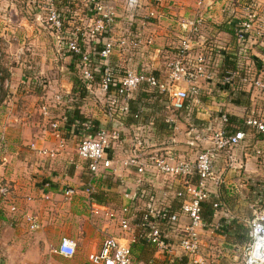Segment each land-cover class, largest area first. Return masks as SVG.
<instances>
[{"label": "crops", "instance_id": "obj_1", "mask_svg": "<svg viewBox=\"0 0 264 264\" xmlns=\"http://www.w3.org/2000/svg\"><path fill=\"white\" fill-rule=\"evenodd\" d=\"M175 1H180L181 4H174V0H162L157 6L149 4L148 0L121 1L122 7L126 8L146 7L138 11L139 17L131 24H127L126 18L121 17L117 10L115 28L121 25L120 28L125 29L118 34L127 30L139 31L145 37H151L152 44L133 53H114L109 60L112 67H131L136 71L150 70L157 77L166 80L167 64L177 56L180 40L186 38L195 46L192 54L203 51L209 57V70L213 67L219 69L226 57H234L238 61L235 58L236 53L228 51L232 41L228 42L229 34L225 24L211 19L205 27L209 31L208 35L203 34L201 40L191 37L187 31L181 29L180 21L173 20L169 15L175 12L178 17L185 15L188 18L193 14L190 9L193 5L185 0ZM149 10H154L156 19L146 20L145 25H142L143 15L145 17ZM19 26L21 29L12 31V41L28 42L34 46L32 52L37 60L38 54L44 51V39L39 29L35 27L34 31L26 21L21 22ZM223 45L225 47H221ZM224 50L227 51L223 52ZM13 55L11 54V57ZM6 70L8 71V67ZM59 71L62 72L63 69L54 71V81L50 79L47 84L38 85L36 83L39 81L34 82V75H29L32 73L22 70L17 74V71L10 69L9 80L0 86V182L9 187V202L16 206L18 213L16 216L10 215L9 202L0 199V250L2 246L6 247L5 251L18 249L10 264H91L88 257L100 249L106 236L116 238L121 244H129L127 240L131 235L122 232L117 219H109L105 211H112L115 216L120 217L121 207L129 205L137 191L135 176L131 170L119 166L117 172L107 171L101 175L95 181L91 194L85 192V187L92 180L86 162L77 157V138L72 126L66 128V113L75 109L86 119L97 123L98 127L108 126V123L103 107L96 106L97 101H94L96 95L100 100L96 84L93 83L86 90L84 97L79 99L73 95L71 78H67L65 85L62 84L64 81L58 80V77H61ZM27 74L29 78L26 77ZM207 86L202 84L201 89ZM224 91L226 94H220L217 102L209 103L206 99L188 102L179 113V116L182 115V122L188 121L189 124L197 125V131L202 133L213 129V124L218 123L222 111H230L232 115L229 116L240 121L246 105L236 104L241 98H237L239 95L232 93V89L222 90L223 93ZM244 92L248 94V91ZM57 96L62 97L60 102L56 101ZM87 105L92 107V110L85 109ZM130 105L140 113V121L127 117L121 123L123 130L120 139H130L134 128L153 120L155 127L146 129L147 142L159 146L158 149H162L159 145L163 144L162 141L166 140L169 145L171 134L163 122L165 107H161L157 101H138ZM43 106L46 107V115L42 114ZM53 123L58 126V138L51 129ZM184 139L185 137L182 150L189 154L191 150L185 145ZM240 145L242 148L216 154L214 166L221 177V184L212 188L210 199L218 205L217 209L213 210L212 222L219 221L229 228L228 237L218 235L219 238H226L224 244L231 248L242 247L244 250L246 244L240 243L243 239L242 230H247L248 237L246 227L253 212L264 210V160L254 155L255 150L264 148V139L257 133L248 132ZM244 147L250 148V151ZM123 148L128 147L123 145ZM39 150L55 151L56 155L50 159L38 155ZM188 154H183L182 151L179 153L187 159H192L193 156ZM66 189L74 191L69 200H65L63 196ZM160 189L155 188L159 201L173 206L172 195L165 194ZM92 194H98L103 204L91 201ZM95 205L102 209L92 215V207ZM23 212L34 214L39 219V231L31 233L26 229L19 217ZM62 238H68L76 245L75 255L71 259H64L54 252ZM129 248L133 264H166L169 259L179 257L175 253L156 251L145 243L129 244ZM20 251L26 254L22 255Z\"/></svg>", "mask_w": 264, "mask_h": 264}, {"label": "built area", "instance_id": "obj_2", "mask_svg": "<svg viewBox=\"0 0 264 264\" xmlns=\"http://www.w3.org/2000/svg\"><path fill=\"white\" fill-rule=\"evenodd\" d=\"M64 1L75 11L80 8L88 22L72 26L71 30L67 29L54 7L55 0H48L47 5L43 6L48 14L47 23L54 33L56 44L65 45V52L71 59L78 58L76 68L86 89L93 85L94 74L99 75L96 89L108 123V126L99 127L93 133V127L87 121L72 126L77 138V157L86 162L92 180L85 187V192L91 194L95 181L107 171L117 172L119 166L131 170L135 176L137 191L131 203L121 207L120 217L115 216L112 211H105L108 218L117 219L121 231L131 235L127 240L129 244L145 243L156 251L185 257L188 264H205L200 253V233L206 229L201 216V204L209 200L211 189L221 184V177L214 166L216 154L238 148L246 135L242 128L247 133H263L264 116L249 117L241 122L242 128L233 126L236 129L230 131L222 127L199 133L191 126V134L187 133L185 144L189 148L204 149L194 159L177 155L172 150L155 149V146L150 145L146 129L153 127L152 120L134 128L130 139L121 140V121L129 112V103L138 92L159 94L166 98L165 109L171 116L165 117L163 122L170 132L176 131L172 114L182 111L189 97H198L201 82L211 84L214 73L208 69L209 57L203 51L192 54L195 46L186 38L180 41L177 56L167 64L166 80L157 77L150 70L112 67L109 60L114 53H133L151 45L152 38L145 37L143 33L134 34L130 30L114 37L115 7L122 0ZM148 3L160 5L162 0H148ZM154 16V10H149L144 18L150 20ZM203 24V14L197 8L192 19L181 23V29L201 40ZM248 28V25H239V30L236 31L237 42L246 41ZM262 70L261 66L259 74L255 75V71L246 69L243 76L239 75V71H227L219 80L220 88L233 90L238 83L239 86L247 85L249 90L264 91V77L260 75ZM61 100L62 97H56L57 102ZM41 111L46 115L45 106L41 107ZM219 119V123H228L224 115ZM51 129L58 138L57 124H51ZM123 145L128 148L124 149ZM116 146L122 151L117 152ZM37 154L52 159L56 152L39 150ZM254 155L264 160V148L255 150ZM157 187L165 194L172 195V200L177 203L176 211L171 210V205L159 201L155 193ZM73 193L72 189H66L63 192L65 200H69ZM10 195L9 187L0 182V199L9 202ZM8 206L10 215L16 216V206L10 202ZM217 207L214 203L213 209ZM101 209L95 205L91 214L96 215ZM19 217L29 232L40 230V221L34 214L23 212ZM215 228L219 229L217 225H214ZM129 244H121L116 238L106 236L100 249L91 254L88 261L91 264H133ZM75 251V243L62 238L54 252L64 259H71ZM243 261L244 264H264V210H255L248 223V242L244 246Z\"/></svg>", "mask_w": 264, "mask_h": 264}, {"label": "rangeland", "instance_id": "obj_3", "mask_svg": "<svg viewBox=\"0 0 264 264\" xmlns=\"http://www.w3.org/2000/svg\"><path fill=\"white\" fill-rule=\"evenodd\" d=\"M47 1L48 0H0V79L4 78L3 83L9 80L10 73L8 71L10 69H13L14 72L17 71V74L22 70H25L26 73H32L29 75H34V82L39 81V83H36L38 85L43 83L47 84L50 79L54 81V71H57V69L59 70V68L63 69L62 72L59 71L61 75L60 79L58 77V80L64 81L62 84H67V78L69 79L73 77L72 72H70V68L73 64V58L71 59L70 56L65 52V45L56 44L54 33L49 28V25L47 23L46 19H48V14L46 13V9L43 7L44 5H47ZM176 2L178 4H181L180 1L175 0L173 3L175 4ZM185 2L193 5V7L190 8L193 10V14H191V16H188V18H186L185 15L182 17H178L177 13L172 12L173 15H169V17L173 18V20L180 21L179 23H183L186 20H190V18L192 19L195 11L198 8L200 9L204 18V27L201 30V36H203V34L206 35V33L207 35L209 34V31L206 30L205 27L206 23H209L211 19H215L223 25L225 24V27H227L228 30L229 28H232L233 35H228V42L232 41L230 43L231 46L229 47L228 51L231 53H236V55L238 53L235 58L238 59L237 67H239V75H245L246 69L255 71V75H258V69H261L262 66L263 70L262 72L260 71V75L261 77H264V0H185ZM145 4L146 3L144 2L143 5ZM122 6L123 5L121 1L118 2L115 7V12L118 14L119 11L121 17L126 18L125 20L127 21V24L133 23V21L139 17L137 16L138 11L146 7L141 6L142 8H126ZM154 6H157V4H154ZM54 7L60 13L61 19L64 21L65 25L68 27L67 29L69 30L72 29V26L75 27L76 25L78 26L82 23L88 22L86 15H84V12L80 10L79 7V10H76L78 12H76L64 0H55ZM75 14H77L76 17ZM152 19H156V17L154 16V18ZM23 21L28 22V24L33 27L34 31L35 27L39 29L40 35L44 39V51L38 54L39 57H37V60L35 59V56H33L32 52L34 50V46L29 44L28 42L22 41L16 43L11 39V36L13 35L12 31L16 32L21 29V26L19 25ZM145 22L146 20L144 19L143 15L144 25ZM239 25L249 26L248 32L245 34L247 39L244 43L237 42L236 40V31L239 30ZM120 27L121 25H119V27L117 26L116 29L114 24L113 32L115 38L119 37L118 33H121L123 30H125L124 28ZM126 32H123L122 34H126ZM132 32L134 34H142L139 31ZM15 35H17V33ZM228 42L221 43L226 44ZM221 47H225V45ZM225 51L227 50H224L223 52ZM35 53H37V51H35ZM11 54H14L13 57H11ZM116 54L119 55L121 53ZM31 58L33 59L30 60ZM7 67L8 71L6 70ZM210 70H212L214 73L212 80H210L211 84L201 82L199 85L200 90L198 97H189V99L187 100L188 102H196V100L199 99H206V101H208L209 103L217 102L220 99V94H226V91H224V93L222 92V90L224 89L220 88L221 86L219 85V80L223 75V72H218V69L215 67ZM216 70L217 72L215 73ZM29 75L27 74L26 77H28ZM202 84H207L208 86L205 89H201ZM217 85H219V87H217ZM240 87L250 93V105L243 110L240 122H244V120L249 117L258 118L264 116V91L249 90V87L247 85H240ZM155 99H158L156 101H158V104L161 107L164 108L167 105V100L164 96L156 94L155 98H150L151 101ZM95 100L97 101L96 106L98 105L99 107L101 105L102 107V104L100 103L102 102L101 98L99 101L96 95V97H94V101ZM98 102L100 104H98ZM85 109L92 110V107L87 105ZM164 110L166 112L164 114L165 117L168 118L169 116H171V113L166 111L165 108ZM251 112H253L255 116ZM172 115V118L175 121L176 131L170 132L171 136L168 141L171 140L170 143L173 144L169 143L168 145L166 144L165 140L162 141L163 144H159L161 145L160 148H163L167 151L172 150L177 155H179L181 151L183 152V154H188L187 152L182 150L183 137H185V139L187 140L186 136L187 133L190 132V127L194 126L197 130L198 126L192 123L189 124L188 121H184L183 123L182 115L179 116L178 112L173 113ZM220 115H224L227 117L232 114L230 111H222V114ZM219 120L217 124H213V129H221L223 127L227 131H230L236 127L235 125H233V123H219ZM178 121H180V123ZM230 125L231 128H229ZM241 146L242 145H239L238 148H242ZM157 147L159 146L156 145L154 148L157 149ZM170 147H172V149ZM175 149H177L178 151ZM245 149L250 151V148L246 147ZM115 150L117 152L122 151L119 146H116ZM190 150L191 152L188 155H192L194 158L199 152L203 151L204 149L202 147H191ZM212 192L213 189H211V193ZM173 202V205L177 204L176 201ZM218 222H215L214 225H218ZM246 228L248 229V225ZM216 231V228L214 229L213 227V229L206 228L203 233H200V253L205 260V264H244V250H242V247H240L239 249H235L234 247L231 248L229 245H225L224 243L227 237L225 239H220ZM5 248L4 246H2V250H0V264H10L13 261L12 259H14V257L17 255L18 249L10 251V249L8 248V251H10L8 252L5 251ZM20 254L24 255L26 253L20 251Z\"/></svg>", "mask_w": 264, "mask_h": 264}, {"label": "trees", "instance_id": "obj_4", "mask_svg": "<svg viewBox=\"0 0 264 264\" xmlns=\"http://www.w3.org/2000/svg\"><path fill=\"white\" fill-rule=\"evenodd\" d=\"M227 28V27H226ZM228 34H230L231 36L233 35V31H232V28H228L226 29ZM96 50L98 51L99 48L97 47ZM78 61V58L77 57H73V64H72V67L70 68L73 74V77H71V83H72V87H73V95H76L77 98H82L84 97L85 93H86V88H85V85L83 84L82 82V79L80 78L79 74H78V71H77V68H76V62ZM224 64L218 69V72H223V74L227 71H239V67H237V60L234 59V57H231V59H229L228 57H226V60L223 62ZM222 77V76H221ZM98 80H99V75L96 73L94 74V84H97L98 83ZM4 82V78H1L0 79V85H2ZM227 91H229V89H226ZM245 90H243L238 84L235 86V88L233 89L232 93L236 94V95H239L237 96V98H241V100H238L236 102L237 105H241V104H244L246 105V108L249 107L250 105V93L248 94H245L244 92ZM156 94H150V93H145V92H138L134 98L130 101L129 103V112L125 115L123 121H121L122 123L124 122V120L127 118V117H131L134 121H137L139 122L140 121V113L137 112L136 108H134L133 106H131L130 104L132 103H135V102H140V101H143V102H148V101H151L150 98H155ZM146 98V99H145ZM148 98V99H147ZM157 98V97H156ZM158 99H155V100H152V101H156ZM158 102V101H157ZM187 102H185V105H184V108L187 106ZM131 106V107H130ZM137 112V113H136ZM181 112V111H180ZM178 112V114L180 113ZM66 128H69L75 124H78L80 125L81 123L83 122H89L90 125L93 127L92 128V133L98 129V124L97 123H94L93 121H90L89 119H86L85 117H83L82 115L79 114V112L77 110H72V111H68L66 113ZM227 120H228V123L229 124H232L239 127V128H242L241 127V122L239 120H237V118H232V117H229L227 116ZM153 121V120H152ZM146 124V123H144ZM162 125H164L162 123ZM155 127V122L153 121V127L151 129H153ZM164 127H167L166 125H164ZM245 133L247 134L246 132V129L245 128H242ZM167 131H169L167 129ZM170 132V131H169ZM259 135L262 136V139H264V132L263 133H257ZM89 137H91V135H88ZM90 199L91 201H95V203L99 204V205H102L103 202L100 200V196L98 194H92L90 196ZM213 204L214 202L210 199L208 200L207 202H204L201 204V210H202V213H201V216H202V220L204 221V224H205V228H212L214 227V223L212 222L213 221ZM178 208L175 207V205H173L171 207V210L173 211H176ZM252 218V217H251ZM218 225V230L216 231L218 235H224L225 237H228L227 233L229 231V228L228 227H225L224 224L218 222L217 223ZM236 230H238V228H236ZM224 233V234H223ZM242 235H243V239L242 241H240L241 244H246L248 242V237H247V230L245 231L244 229L242 230ZM166 264H188V261L185 257H175V258H172V259H169L168 261H166Z\"/></svg>", "mask_w": 264, "mask_h": 264}]
</instances>
